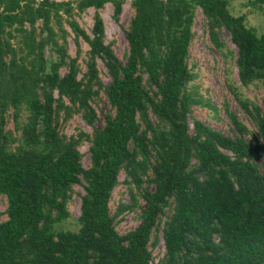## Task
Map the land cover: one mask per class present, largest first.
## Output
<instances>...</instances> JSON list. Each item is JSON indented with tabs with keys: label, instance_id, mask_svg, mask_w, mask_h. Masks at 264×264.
<instances>
[{
	"label": "trees",
	"instance_id": "trees-1",
	"mask_svg": "<svg viewBox=\"0 0 264 264\" xmlns=\"http://www.w3.org/2000/svg\"><path fill=\"white\" fill-rule=\"evenodd\" d=\"M127 1L0 0V264H264V104L230 84L254 128L229 105L232 135L195 118L194 105L217 108L191 86L189 62L201 8L213 45L223 52L226 29L237 46L242 85L264 88V31L233 14L230 0H132L123 61L100 9L111 3L119 22ZM90 7L91 34L75 18ZM66 24L89 45L85 71ZM102 94L110 105L102 126L68 135L63 125L76 114L99 121ZM122 172L132 203L112 212ZM78 184L79 228L65 229ZM138 208L140 225L120 233L117 218Z\"/></svg>",
	"mask_w": 264,
	"mask_h": 264
},
{
	"label": "rangeland",
	"instance_id": "rangeland-1",
	"mask_svg": "<svg viewBox=\"0 0 264 264\" xmlns=\"http://www.w3.org/2000/svg\"><path fill=\"white\" fill-rule=\"evenodd\" d=\"M132 0H128L124 5V11L117 22L114 19V7L111 3H107L104 8L100 9L105 22L106 28V42L111 43L117 56L121 60H126V55L129 50L128 41L126 39L124 29L128 28L134 16V9L131 6ZM230 11L235 15H245L246 22L249 26L253 27L257 32L264 31V6L259 7L252 5L248 0H230ZM95 8L90 7L85 12L76 15L75 18L83 29L89 34L94 25ZM40 25V24H39ZM70 31L68 36L69 52L75 57L80 53L79 62L83 71L86 70L85 59L88 55L89 45L85 40L80 39V45L74 40V34L71 32L70 27L66 24ZM194 38L190 45V66L196 73L195 79L191 82V86L199 92L206 99H210L211 104L216 106L217 109L208 105H194L193 116L203 120L213 128L223 131L226 134L232 135L230 130V122L226 113V106L229 105L230 109L235 111L239 118L244 121L250 128H254L253 123L246 118L242 109L235 98L230 84L240 87V92L254 101L264 104V88L261 85L251 84L250 86L242 85L238 69L236 66V58H233L231 50L237 51V46L232 42L228 30L223 29L220 32V38L225 41L227 47H224L223 52L217 49L208 34L207 20L201 8L196 11V16L193 24ZM13 42L15 40H12ZM46 51L48 54L52 52L51 48L47 46ZM101 70V77L105 83L111 82V77L101 60L98 61ZM65 72V69L62 70ZM99 113V121L94 126L88 125L80 114L74 115L69 121L63 125L64 131L68 135L77 134L78 132L85 131L93 134L94 128H100L104 123V113L110 109V105L105 94H102V100L96 103ZM192 126L193 119L190 118ZM9 127L13 128V121L9 122ZM193 128V127H192ZM90 143L85 141L80 145V150L83 153V165L88 168L91 164L90 154L88 152ZM75 192L69 203L71 216L60 223L59 225L65 229L77 230L79 228L78 218L81 214V194L84 193L82 185L75 186ZM132 203L131 197L128 192V185L125 183V174L122 172L120 175V184L115 188L113 197L110 203L112 212H115L118 205L121 203ZM145 205L144 201H140ZM7 208V199L4 195H0V210L4 212ZM141 209L127 210L125 213L117 218V230L124 234L132 228H136L141 223L139 214ZM6 215L1 216V220H5ZM165 242L160 233V239L156 247L153 248L155 259L159 258L164 253ZM154 264V263H152Z\"/></svg>",
	"mask_w": 264,
	"mask_h": 264
}]
</instances>
